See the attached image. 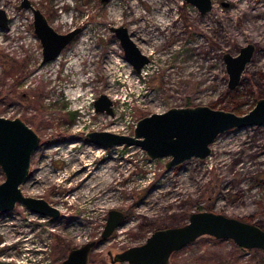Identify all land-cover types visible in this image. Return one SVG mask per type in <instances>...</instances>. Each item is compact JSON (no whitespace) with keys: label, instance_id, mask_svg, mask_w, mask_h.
<instances>
[{"label":"rangeland","instance_id":"374dc122","mask_svg":"<svg viewBox=\"0 0 264 264\" xmlns=\"http://www.w3.org/2000/svg\"><path fill=\"white\" fill-rule=\"evenodd\" d=\"M213 1V8L201 13L186 0H30L58 31L82 28L60 57L42 63L32 7L0 0L9 16L0 27V114L21 117L41 136L21 187L60 210L55 218L18 202L0 211V264H59L72 248L92 239L88 264H127L112 260L110 252L143 242L156 228L183 224L196 210L264 225V124L230 128L212 142L207 157L192 156L170 168V156L152 158L136 144L104 147L87 135L93 129L133 134L139 118L176 105L209 104L245 113L264 97L259 85L264 82V0ZM120 24L150 56L141 72L111 29ZM247 42L257 49L232 89L224 53H237ZM115 59L121 63L114 75L106 66ZM102 93L112 99L113 113L96 110ZM82 166L90 168L84 179ZM104 168L112 176L102 183L98 173ZM98 181L102 191L108 188L106 198L92 195L96 186L90 184ZM112 208L124 217L104 237ZM169 264H264V249L204 234L176 250Z\"/></svg>","mask_w":264,"mask_h":264},{"label":"water","instance_id":"95a60500","mask_svg":"<svg viewBox=\"0 0 264 264\" xmlns=\"http://www.w3.org/2000/svg\"><path fill=\"white\" fill-rule=\"evenodd\" d=\"M195 4L201 13L213 8V0H186ZM31 6L34 12V28L42 44L44 63L55 58L61 50L81 31L74 27L66 32L58 31L44 12L34 7L30 0H21L19 7ZM9 23L5 8L0 7V27ZM111 29L120 39L124 53L137 72L150 61L132 38L124 24L112 25ZM255 44H243L237 53L226 51L224 60L229 74L228 86L240 84L244 70L252 60ZM113 101L106 94L95 100L96 110L113 113ZM264 124V97L245 113L213 107L209 104L176 105L162 112H152L138 119L134 133L114 132L107 129H93L87 132L89 139L104 147L116 144H136L152 158L170 156L166 167L170 168L184 160L198 156L205 158L211 153V144L216 137L233 127ZM41 136L21 117L0 114V166L5 179L0 181V211L12 210L18 202L32 211L58 217L60 210L43 197L27 195L21 184L30 176L32 154L38 148ZM124 212L109 210L102 236H107L122 223ZM210 234L217 238H231L245 248L264 249V227L236 216L213 210H196L190 213L183 224L168 225L154 229L146 239L131 245L112 256V260L127 264H169L171 255L194 241L199 236ZM96 240L92 239L70 250L59 264H88Z\"/></svg>","mask_w":264,"mask_h":264},{"label":"bare ground","instance_id":"6f19581e","mask_svg":"<svg viewBox=\"0 0 264 264\" xmlns=\"http://www.w3.org/2000/svg\"><path fill=\"white\" fill-rule=\"evenodd\" d=\"M136 9H137V8H136ZM137 10H138V9H137ZM137 10H136V11H137ZM129 14H130V13H129ZM139 14H140V13H139ZM140 15H141V14H140ZM141 16H142V15H141ZM63 17H65V16H63ZM142 17H143V16H142ZM128 18H129V17H128ZM131 19H132V18H131ZM135 19H136V18H135ZM135 21H136V20H135ZM160 22H161V21H160ZM152 24H153V23H152ZM152 24H151V25H152ZM136 26H138V25H136ZM155 27H156V26H154V29H155ZM133 28H134V27H133ZM152 29H153V28H152ZM151 31H152V30H151ZM153 32H154V30H153ZM154 33H155V32H154ZM143 34H144V33H143ZM155 34H156V33H155ZM146 35H147V34H146ZM149 35H150V34H149ZM141 36H142V35H141ZM138 37H139V36H138ZM152 37H153V36H152ZM154 37H155V36H154ZM156 37H157V36H156ZM148 38H149V37H148ZM146 39H147V38H146ZM151 39H152V38H150V39H148V40L150 41ZM79 41H80V40H79ZM154 41H155V39H154ZM157 41H158V40H157ZM81 42H82V41H81ZM158 43H159V42H158ZM160 43H161V42H160ZM150 45H151V48H152V46L154 45L153 41H152V43L150 42ZM150 45H147V46H150ZM156 45H157V43H156ZM157 47H158V46H157ZM148 48L150 49V47H148ZM154 51H155V49H154ZM158 51H159V50H158ZM70 53H71V52H70ZM70 55H71V54H70ZM58 56L60 57V56H61V53H60ZM111 59H112V58H111ZM112 60H113V59H112ZM121 60H122V58H121ZM75 62H76V60H75ZM77 62H78V61H77ZM73 63H74V62H73ZM111 63H112V62H111ZM120 63H121V62L118 61V60H116V59H115V61H114L113 66L109 63L111 66H108V67L106 66V69L109 70L110 72H109V71H107V72H109V73H111V74H114L115 71H117V70L119 69L118 67H119V64H120ZM123 63H124V62H123ZM75 64H76V63H75ZM73 65H74V64H73ZM73 65H72V66H73ZM77 65H78V64H77ZM68 66H70V65H68ZM124 66H125V64H124ZM189 66H190V65H189ZM87 67H89V66H87ZM111 67H113L114 70H111V69H110ZM75 68H76V66H75ZM103 68H104V67H103ZM123 68H124V69H123ZM123 68H122V69H123V72H126V71L128 70V68H125V67H123ZM192 68H193V67H192ZM192 68H191V69H192ZM73 69H74V68H73ZM87 69H88V68H87ZM91 69H92V68H91ZM83 71H84V70H83ZM88 71H90V70H88ZM92 71H93V70H92ZM105 71H106V70H105ZM77 72H78V70H77ZM109 73H106V74H109ZM121 73H122V72H121ZM79 74H80V73H79ZM79 74H78V75H79ZM81 74H82V73H81ZM84 75H85V74H84ZM90 75H91V72L88 73L87 77L89 78ZM92 75H93V74H92ZM114 75H115V74H114ZM124 75H125V74H124ZM80 76H81V75H80ZM80 76H79V77H80ZM93 76H94V75H93ZM111 76H112V75H111ZM85 77H86V76H85ZM87 77H86V78H87ZM84 81H86V80H84ZM91 81H92V80H91ZM87 82H89V81H87ZM91 85H93V83H92ZM70 90H71V89H70ZM72 91H73V90H72ZM86 91H87V90H86ZM70 92H71V91H70ZM86 93H87V92H86ZM87 96H88V95H87ZM87 98H88V97H87ZM84 114L86 115V112H85ZM87 146H88V145H87ZM85 147H86V146H85ZM89 147H92V146H89ZM89 147H88V148H89ZM93 148H94V146H93ZM96 149H97V147H96ZM85 150H86V149H85ZM89 150H91V149L89 148ZM93 150H94V149H93ZM98 151H100V150H98ZM68 152H70V151H68ZM80 152H81V151H80ZM95 152H96V151H95ZM71 153H72V152H71ZM71 153H70V154H71ZM77 153H78V152H77ZM88 153H89V152L87 151V154H88ZM97 153H98V152H97ZM97 153H96V154H97ZM70 154H69V155H70ZM79 154H80V153H79ZM79 154H77V155H79ZM92 154H93V153H92ZM99 155H100V154H99ZM99 155H98V156H99ZM84 156H85V155H84ZM84 156H83V157H84ZM67 157H68V155H67ZM74 157H75V156H74ZM83 157H82V158H83ZM91 157H92V156H91ZM94 157H95V156H94ZM71 158H72V156H71ZM85 158H86V157H85ZM97 158H98V157H97ZM101 158H102V157H101ZM94 159H95V158H94ZM79 160H80V159H79ZM89 160H90V159H89ZM95 160H96V159H95ZM95 160H94V161H95ZM113 160H114V159H113ZM87 161H88V160H87ZM94 161H93V162H94ZM107 161H108V160H107ZM69 162H70V161H69ZM69 162H68V164H70ZM82 162H83V161H82ZM72 163H74V162H72ZM104 163H105V162H104ZM109 163H110V162H109ZM114 163H115V162H113V164H114ZM68 164H67V165H68ZM78 164H79V163H78ZM78 164H77V165H78ZM83 164H84V163H83ZM73 165H74V164H73ZM77 165H76V166H77ZM85 165H86V166H89V165L91 166L92 164H91L90 161H88V162H85ZM95 165H96V164H95ZM101 165H102V164H100L99 166L101 167ZM107 165H108V164H107ZM107 165H106V166H107ZM70 166H71V165H70ZM93 166H94V165H93ZM93 166H92V167H93ZM110 166H111V165H110ZM74 167H75V166H74ZM102 167H103V166H102ZM108 167H109V166H108ZM68 168H70V167H68ZM81 168H83V171H82V174L79 175V177H81L82 179H84V178L88 175V170H89L90 168L88 167V168H89V169H88L87 167H83V166H82ZM81 168H80V169H81ZM93 168H94V167H93ZM65 169H66V168H65ZM75 169H77V168H75ZM109 169H110V168H109ZM109 169L106 170V168H104V170L102 169L103 171L101 170V172H100V170H99V173H98V174H99V175L101 174L100 176H102V180H101L102 183H103V181H105V180L107 181V179H109V177L112 176V172H111V171H108ZM70 170H71V169H70ZM73 171H74V170H73ZM73 171H72V172H73ZM78 171H79V170H78ZM96 171L98 172V170H96ZM96 171H95V172H96ZM112 171H113V170H112ZM67 172H68V171H67ZM64 173H65V172H64ZM69 173H70V172H69ZM92 173H93V172H92ZM98 174H97V175H98ZM52 175H54V174H52ZM64 175H65V174H64ZM72 175H73V174H72ZM72 175H71V176H72ZM99 175H98V177H99ZM66 176H67V173H66ZM90 176H91V175H90ZM92 176H93V175H92ZM113 176H114V175H113ZM74 177H77V176H74ZM79 177H78V178H79ZM98 177H97V179L101 178V177H99V178H98ZM72 178H73V177H72ZM89 178H90V177H89ZM33 179H34V177H33ZM75 179H77V178H75ZM79 179H80V178H79ZM79 179H78V180H79ZM91 179H92V178H91ZM89 180H90V179H89ZM95 180H96V179H95ZM101 182H100V183H101ZM36 183H37V182H36ZM73 183H74V182H73ZM33 186H34V185H33ZM86 186H87V185H86ZM90 186H93V187L96 186V188L92 191V195H93V196L100 197V198H101V197H103V198H106V197H107L108 194H107V191H105L106 189H108V188H106L107 186L105 187L106 189H105L104 191H102L103 189L100 188L99 181H98V182H93V183L91 182ZM104 186H105V185H104ZM101 187H102V186H101ZM103 188H104V187H103ZM85 190H86V189H85ZM89 190H90V189H89ZM79 191H80V190H79ZM84 192H87V191H84ZM84 192H83V193H84ZM89 193H90V192H89ZM113 193H114V192H113ZM80 194H81V193H80ZM85 194H87V193H85ZM92 195H91V196H92ZM101 195H102V196H101ZM111 195H112V194H111ZM87 196H89V195H87ZM82 197H83V195H82ZM100 198H99V199H100ZM114 198H115V197H114ZM90 200H91V199H90ZM110 200H111V199H110ZM94 201H95V200H94ZM96 201H97V200H96ZM102 202H103V201H102ZM94 203H95V202H94ZM91 205H93V204L91 203ZM94 205H95V204H94ZM2 224H3V223H2ZM22 230H25V229H22ZM19 232H20V231H19ZM22 234H23V233H22ZM26 234H27V232H26ZM27 235H28V234H27ZM20 236H21V235H20ZM16 237H17V236H16ZM13 238H14V236H13ZM19 238H21V237H19ZM28 238H30V236H29ZM10 239H11V238H10ZM15 239H17V238H15ZM25 239H26V237H25ZM11 240H12V239H11ZM23 240H24V239H23ZM29 240L31 241V239H29ZM13 241H14V239H13ZM17 241H18V240H17ZM19 241H20V240H19ZM11 244H12V243H11Z\"/></svg>","mask_w":264,"mask_h":264},{"label":"trees","instance_id":"16d2710c","mask_svg":"<svg viewBox=\"0 0 264 264\" xmlns=\"http://www.w3.org/2000/svg\"><path fill=\"white\" fill-rule=\"evenodd\" d=\"M260 76L262 77V76H264V72H262V74H260ZM259 85H261L262 86V88H263V91H264V82L263 81H261L260 83H259ZM263 221V220H262ZM264 222V221H263ZM264 226V225H263Z\"/></svg>","mask_w":264,"mask_h":264},{"label":"flooded vegetation","instance_id":"af4514ba","mask_svg":"<svg viewBox=\"0 0 264 264\" xmlns=\"http://www.w3.org/2000/svg\"><path fill=\"white\" fill-rule=\"evenodd\" d=\"M225 4H226V3H225ZM45 15H46V14H45ZM46 17H47V16H46ZM256 49H257V46H256V44H255V52H256ZM255 52H254V55H255ZM254 55H253V56H254ZM225 64H226V63H225ZM246 69H247V67H246ZM246 69L244 70V72L246 71ZM243 74H244V73H243ZM228 75H229V74H228ZM241 79H242V78H241ZM237 86H238V85H237ZM237 86H236V87H237ZM236 87H235V88H236Z\"/></svg>","mask_w":264,"mask_h":264}]
</instances>
